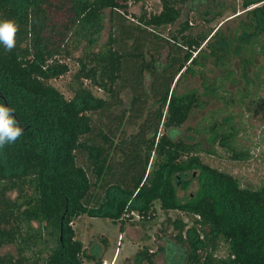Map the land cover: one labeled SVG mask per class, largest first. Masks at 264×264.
Here are the masks:
<instances>
[{
    "label": "trees",
    "instance_id": "obj_1",
    "mask_svg": "<svg viewBox=\"0 0 264 264\" xmlns=\"http://www.w3.org/2000/svg\"><path fill=\"white\" fill-rule=\"evenodd\" d=\"M158 1L160 13L136 17L120 0H0V22L18 25L14 48L0 44V105L6 100L25 128L0 149V264L101 263L102 244L85 249L73 220L109 219L123 231L134 214L155 218L156 203L194 221L159 247L165 264H264V185L242 187L204 164L200 143L182 130L202 102L176 87L199 72L208 37L191 33L188 18L170 37L161 35L157 29L176 25L188 0ZM247 12L242 47L251 58L258 47L264 51V5ZM107 27L108 40L96 49ZM206 47L221 61V48ZM69 60L79 65L78 87L66 99L51 82L71 71ZM84 81L109 98L95 96ZM127 90L129 107L117 113ZM196 169L200 190L179 198ZM156 254L140 251L138 258L155 264Z\"/></svg>",
    "mask_w": 264,
    "mask_h": 264
},
{
    "label": "rangeland",
    "instance_id": "obj_2",
    "mask_svg": "<svg viewBox=\"0 0 264 264\" xmlns=\"http://www.w3.org/2000/svg\"><path fill=\"white\" fill-rule=\"evenodd\" d=\"M120 1L128 6L129 16L139 17L144 12L158 14L162 11L158 0ZM246 1L188 0L177 24L161 27L157 31L170 37L178 24L188 18L191 33L208 37L199 54L202 64L199 72L196 75L186 74L176 87L179 95L196 93L202 102L200 107L192 110L182 130L194 135L193 142L200 143L203 151L199 156L204 164L232 175L242 187L257 189L264 185V51L262 46L258 47L250 58L244 52L242 41L246 39L244 25L250 23L247 11L261 7L264 1L249 6L245 5ZM103 33L96 49L108 40L109 28ZM208 41L222 49L221 61L211 55L210 48L206 47ZM80 55L81 50L75 52L76 57ZM165 57L166 53L162 62ZM249 59L251 62L247 63ZM68 63L71 71L51 83L66 99H71L78 87L74 76L79 65L74 60ZM146 76L149 91L152 79L149 74ZM218 85L221 87L214 90L213 87ZM84 86L97 97L109 98L104 90L89 82L84 81ZM130 100L131 93L127 90L123 93V108L115 112L121 113L129 107ZM20 127L25 129L22 125ZM127 131L132 129L127 128ZM191 173L187 188L178 190L179 198L194 197L200 190V170ZM155 209L153 219H140L137 214L127 217L123 231L120 230V222L109 219L87 215L74 219L71 227L85 249L89 250L96 243L103 247L101 263L84 258L83 264H141L138 258L140 251L157 253L155 264H165L159 247L174 242L178 227L182 225L186 231L194 221L192 215L181 210L165 211L159 203H156ZM8 249L15 254L13 247ZM225 251L224 246L219 245L216 253L222 256Z\"/></svg>",
    "mask_w": 264,
    "mask_h": 264
},
{
    "label": "clouds",
    "instance_id": "obj_3",
    "mask_svg": "<svg viewBox=\"0 0 264 264\" xmlns=\"http://www.w3.org/2000/svg\"><path fill=\"white\" fill-rule=\"evenodd\" d=\"M18 25L13 20L0 22V44L11 51L15 46ZM22 135V129L10 114V109L0 105V149L14 143Z\"/></svg>",
    "mask_w": 264,
    "mask_h": 264
},
{
    "label": "water",
    "instance_id": "obj_4",
    "mask_svg": "<svg viewBox=\"0 0 264 264\" xmlns=\"http://www.w3.org/2000/svg\"><path fill=\"white\" fill-rule=\"evenodd\" d=\"M0 97H2V94H1V93H0ZM5 102H6V107L10 109V106H9L8 102H7L6 100H5ZM10 113H11L13 116H15L14 113H13L12 111H10ZM17 123L20 124V121L17 120Z\"/></svg>",
    "mask_w": 264,
    "mask_h": 264
}]
</instances>
